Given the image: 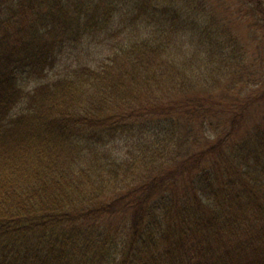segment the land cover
<instances>
[{"label": "trees", "instance_id": "16d2710c", "mask_svg": "<svg viewBox=\"0 0 264 264\" xmlns=\"http://www.w3.org/2000/svg\"><path fill=\"white\" fill-rule=\"evenodd\" d=\"M0 264H264V1L0 0Z\"/></svg>", "mask_w": 264, "mask_h": 264}, {"label": "rangeland", "instance_id": "374dc122", "mask_svg": "<svg viewBox=\"0 0 264 264\" xmlns=\"http://www.w3.org/2000/svg\"><path fill=\"white\" fill-rule=\"evenodd\" d=\"M264 1V0H263ZM243 19V18H242ZM224 20V19H223ZM223 20H222V22H223ZM237 34H238V36H239V38H240V40L241 41H244L243 43H249V45H248V48L251 50V51H253L254 49H256V46H257V41H259L260 39H261V37H260V31H259V37H257V34H258V32H255V31H252V32H247L246 30H245V23L243 22H238L237 24ZM255 32V33H254ZM253 37V38H252ZM255 37V38H254ZM257 37V38H256ZM249 41V42H248ZM261 53H263V52H260V55H262ZM212 79H213V77L211 76V77H208V80L209 81H212ZM229 80H231L230 79V77L228 76V75H223V76H221V79H220V81H221V84H225L226 82H228ZM126 224H123V223H121L120 224V229L118 230V231H116V232H114L115 234H116V239L118 240L119 238H120V236L122 235V232H125L126 230H127V228H126V226H125ZM123 226H125V227H123ZM115 237H113L112 236V239H114Z\"/></svg>", "mask_w": 264, "mask_h": 264}]
</instances>
